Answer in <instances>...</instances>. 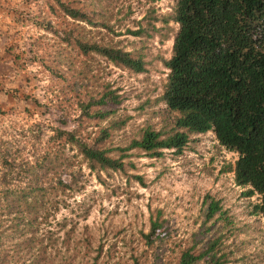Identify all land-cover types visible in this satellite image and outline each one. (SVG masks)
Wrapping results in <instances>:
<instances>
[{"label":"rangeland","instance_id":"rangeland-1","mask_svg":"<svg viewBox=\"0 0 264 264\" xmlns=\"http://www.w3.org/2000/svg\"><path fill=\"white\" fill-rule=\"evenodd\" d=\"M60 3L95 24L71 19ZM176 4L0 0V264H177L184 251L213 244L224 264H264V218L254 209L260 197L236 184L239 156L214 132L190 135L181 153L125 152L124 171L92 169L54 138L57 129L80 125L90 142L109 131L105 147L119 158L118 149L147 128L171 133L175 115L162 97L179 31ZM77 39L139 56L145 72L85 57L69 43ZM106 88L121 105L104 120L85 118L80 107ZM60 181H73V189H55ZM211 200L224 216L208 219ZM151 217L162 224L154 242Z\"/></svg>","mask_w":264,"mask_h":264},{"label":"trees","instance_id":"trees-1","mask_svg":"<svg viewBox=\"0 0 264 264\" xmlns=\"http://www.w3.org/2000/svg\"><path fill=\"white\" fill-rule=\"evenodd\" d=\"M60 5L71 19L95 24L81 9ZM173 20L179 31L172 56L165 63L170 73L162 97L175 115L171 133L147 128L129 147L118 149L119 158L111 156L116 149L105 147L109 131L90 142L81 136L80 125L74 130L57 129L54 138L75 147L92 169L124 171V159L128 157L125 152L139 149L152 158L162 157L165 150L181 153L190 135L214 132L222 146L238 154L236 184L248 188L247 196L260 197L254 209L264 218V0H177ZM69 43L85 57L97 54L135 73L145 72V63L139 56L81 39ZM106 89L97 100L80 107L85 118L104 120L116 112L121 96ZM70 182L60 181L55 189H73L74 183ZM217 214L224 216L220 203L211 200L207 217L210 220ZM150 221L147 239L154 242L160 239L162 224L159 218L154 221L151 217ZM204 260L224 264L215 244L203 253L184 251L177 264Z\"/></svg>","mask_w":264,"mask_h":264}]
</instances>
